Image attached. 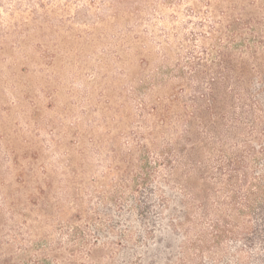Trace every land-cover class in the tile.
I'll return each mask as SVG.
<instances>
[{
	"label": "rangeland",
	"instance_id": "rangeland-1",
	"mask_svg": "<svg viewBox=\"0 0 264 264\" xmlns=\"http://www.w3.org/2000/svg\"><path fill=\"white\" fill-rule=\"evenodd\" d=\"M0 264H264V0H0Z\"/></svg>",
	"mask_w": 264,
	"mask_h": 264
}]
</instances>
